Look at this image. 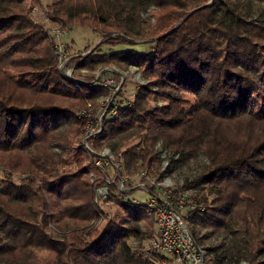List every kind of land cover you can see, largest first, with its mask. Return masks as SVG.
Returning <instances> with one entry per match:
<instances>
[{
	"label": "trees",
	"instance_id": "16d2710c",
	"mask_svg": "<svg viewBox=\"0 0 264 264\" xmlns=\"http://www.w3.org/2000/svg\"><path fill=\"white\" fill-rule=\"evenodd\" d=\"M209 1L53 0L47 9L65 26L101 31L109 47L153 46L79 63L142 66L167 102L147 117V100L137 97L99 142L118 150L139 141L127 158L158 169V142L179 155L168 170L202 153L209 164L181 189L212 205L185 214L192 235L215 264H264V0ZM38 4L0 0V167L9 171L0 186V264H159L132 245L153 238L139 225L143 205L121 203L130 222L89 225L101 209L80 144L84 121L73 110L84 99L57 72L31 17ZM149 13L154 24L143 19ZM13 173L26 178L18 183ZM226 233L228 245L203 242Z\"/></svg>",
	"mask_w": 264,
	"mask_h": 264
},
{
	"label": "rangeland",
	"instance_id": "374dc122",
	"mask_svg": "<svg viewBox=\"0 0 264 264\" xmlns=\"http://www.w3.org/2000/svg\"><path fill=\"white\" fill-rule=\"evenodd\" d=\"M53 0H39V4L34 6L32 10L31 17L33 20L37 21V24L42 26L45 30V40L44 44L49 45L53 57V63L56 65L57 72L62 77L67 78L69 83L72 84L73 90L79 92L80 97H83L82 105L78 103H74L80 106L74 107V111L76 114V119L79 122H83V128L81 129V146L86 155L85 165L88 169L91 168V161L95 158V155L85 148V138H86V130H85V118L86 116H90V119L97 122V119L101 117L104 111V105L106 104L107 99L111 97L114 100V103L120 107H129L135 103L137 97H145L147 100V110L144 113V116L149 117L154 114L157 109L162 108L166 105V101L163 100L158 95V88L156 86V80L153 78L146 77L144 74V67L134 66V65H126L124 63H119L117 61H111L107 64L102 65H91L89 67H80V62L87 63V57H90L94 54H99L103 52L119 51V50H135L141 53H149L153 51V46L149 44H138L134 46L129 45H121L118 47L108 46L107 40L105 41L104 35L101 31L95 32L89 28L83 27H75L71 28L69 26H65L62 21L54 20L50 17L48 12V5L51 4ZM213 0H210L208 4L212 3ZM144 21H149L151 24L156 22V19L153 17V14L149 13L143 17ZM61 28V29H60ZM64 31L67 32L62 38L63 48V59L62 65H60L59 59L56 56L55 44H57V38L55 37L54 31ZM107 32H109L107 30ZM103 35V36H102ZM116 38V37H113ZM111 38V39H113ZM143 42L142 40H137ZM59 67V68H58ZM70 73V76L67 74ZM105 81L113 82L110 86L103 87ZM100 83V84H97ZM100 85V86H97ZM102 86V87H101ZM144 89H147L144 92ZM186 100L190 101L193 98L189 96H185ZM194 101V100H192ZM112 109V108H110ZM109 109V110H110ZM108 110V111H109ZM124 113L125 111H121ZM122 114L119 115L118 118L121 119ZM106 123L103 126V131L101 134L96 136L91 143L90 147L95 151V153L101 155L105 152V149H110L115 156L119 153H124L127 149L133 148L135 145L139 143V141H133L129 145H126L122 149L114 150L112 147H109L105 142L100 143V137L105 131ZM156 149L158 151V157L162 160L161 169H158L155 166H149L147 163L139 160L135 161L136 166L133 169V165L131 164V160L129 157L125 158V171L127 174L125 176H129L128 182L130 183V189L123 195L114 194L110 202H105L100 207L101 215L99 214L96 218H94L90 223L91 229L94 230H102L109 221H118L123 224L125 221H132L129 217V213L126 211V208L122 202H126L128 198L126 197H134L139 198V200H146L147 196L145 194H140L135 192L138 190L137 186L140 182L141 177L136 176V172L138 174L142 169H157L159 173V180L164 183L166 188L172 189V191H184L181 190L184 182L186 180H191L195 176L200 175L202 168L209 164L208 160L202 153H198L195 158L186 161L184 165H178L177 168L170 169L169 163L171 160L179 159V155L171 154L170 150H166L162 144V142H158ZM55 152H59L58 149H54ZM127 152V151H125ZM127 155V153H126ZM75 168V167H73ZM128 169V170H127ZM8 170L0 167V186L3 184V177L8 175ZM142 172V171H141ZM88 170V177L90 178ZM26 178L25 174L21 173H13V179L19 183L20 180ZM90 181V179H89ZM147 182V181H145ZM90 189L92 191V187L90 185ZM94 195V194H93ZM193 195H198L197 193H193ZM120 199V200H119ZM196 199L200 200V197L197 196ZM212 199V198H211ZM94 202V198H93ZM209 206V207H208ZM206 208H211V203H207L205 205ZM214 207V206H213ZM99 218V219H98ZM96 222V223H94ZM100 223L99 227H97ZM144 233L149 232L150 230H154L153 238L157 234V227L155 223V219L147 214L145 220H142L139 224ZM50 229L57 232V229L54 225H49ZM208 229H200L199 234L200 237L208 236ZM151 238V239H153ZM144 240L143 242H132V245L137 247H147L149 245L150 240ZM233 238L231 234H221L215 237H207L203 240L204 244L211 246L225 243H232ZM162 261V260H161ZM159 264H164L163 262ZM246 264V263H243Z\"/></svg>",
	"mask_w": 264,
	"mask_h": 264
},
{
	"label": "built area",
	"instance_id": "2783aa9c",
	"mask_svg": "<svg viewBox=\"0 0 264 264\" xmlns=\"http://www.w3.org/2000/svg\"><path fill=\"white\" fill-rule=\"evenodd\" d=\"M34 24H37V21H34ZM54 33L57 38V44H55L56 56L60 65H62L64 45L61 42L67 32L60 30L54 31ZM70 75V73L67 74V76ZM111 84H113L112 81H105L102 86L107 87ZM121 108L123 107L116 105L114 100L109 97L104 109H101L104 113L97 119V122L91 120L90 116L85 118L86 138L84 145L87 151L95 155V159L91 161L89 179L96 206L110 202L114 194L123 195L130 189L129 176H125L127 174L125 171L127 152L125 151L128 150L126 149L124 153L115 156L110 152V149H105V152L99 155L89 145L91 140L102 133L103 126L106 123H110L121 115ZM135 163H131L134 164L133 169L136 166ZM141 171L139 174L136 172V176H140L142 180H140L137 186L138 190L135 192L145 194L147 199L126 198L136 205H143L147 214L155 219L157 234L145 248V257L151 261L154 258L162 257L161 262L164 264H215L207 248L201 246L192 235L185 217V214L204 211L206 204L196 199L197 196L193 195V191L175 192L166 188L158 178L157 169H142ZM100 215L101 213L98 217ZM100 225L102 223L97 227Z\"/></svg>",
	"mask_w": 264,
	"mask_h": 264
}]
</instances>
